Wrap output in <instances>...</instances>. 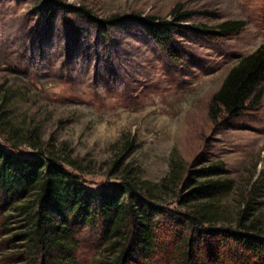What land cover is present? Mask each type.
I'll use <instances>...</instances> for the list:
<instances>
[{"label": "rangeland", "instance_id": "rangeland-1", "mask_svg": "<svg viewBox=\"0 0 264 264\" xmlns=\"http://www.w3.org/2000/svg\"><path fill=\"white\" fill-rule=\"evenodd\" d=\"M148 18L176 25L172 56L141 24ZM225 21L246 26L224 38ZM261 45L264 0H0V146L16 142L14 127L78 163L88 189L129 170L169 185L161 207L173 210L182 183L214 165L233 183L221 225H235L247 199L251 220L264 222V82L260 104L240 117L209 114L228 71ZM74 233L75 264L114 259L98 232Z\"/></svg>", "mask_w": 264, "mask_h": 264}, {"label": "trees", "instance_id": "trees-1", "mask_svg": "<svg viewBox=\"0 0 264 264\" xmlns=\"http://www.w3.org/2000/svg\"><path fill=\"white\" fill-rule=\"evenodd\" d=\"M107 23L100 21V28ZM141 24L172 56L176 25L154 18ZM245 26L244 21H225L216 30L219 36L231 38ZM263 82L261 45L228 71L212 97L211 120L235 119L258 106ZM8 134L16 142L0 146L3 264H75L78 240L74 232L85 229L98 232L104 250L115 255L100 264H264V222L251 220L255 204L251 199L246 200L235 225H221L219 200L233 183L217 177V166H206L197 178H187L177 196L178 209L173 210L161 207L162 194L170 190L167 184L151 185L128 170L118 183L91 190L76 173H82L78 163L52 147H42L35 136L20 134L14 127ZM21 146L30 151H19ZM11 230L15 232L9 235ZM10 250L17 252L8 254Z\"/></svg>", "mask_w": 264, "mask_h": 264}]
</instances>
